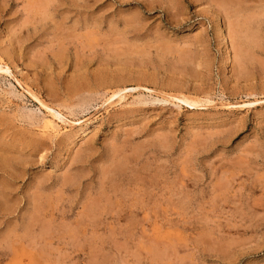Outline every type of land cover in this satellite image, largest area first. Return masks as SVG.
<instances>
[{
  "label": "rangeland",
  "instance_id": "obj_1",
  "mask_svg": "<svg viewBox=\"0 0 264 264\" xmlns=\"http://www.w3.org/2000/svg\"><path fill=\"white\" fill-rule=\"evenodd\" d=\"M0 69V264H264V0H0Z\"/></svg>",
  "mask_w": 264,
  "mask_h": 264
},
{
  "label": "bare ground",
  "instance_id": "obj_2",
  "mask_svg": "<svg viewBox=\"0 0 264 264\" xmlns=\"http://www.w3.org/2000/svg\"><path fill=\"white\" fill-rule=\"evenodd\" d=\"M43 8V7H42ZM3 65V64H2ZM7 68V67H6ZM5 68V69H6ZM2 69V68H1ZM0 69V70H1ZM4 69V70H5ZM7 70V69H6ZM2 71H3V69H2ZM4 72V71H3ZM136 89V88H135ZM123 95H124V93H123ZM126 95V94H125ZM113 97V99L114 98H116V97H120V98H122V94L120 93H116V94H114V96H112ZM125 97V96H124ZM123 99V98H122ZM179 101H181L182 103H186V104H188V105H190V106H195V105H197L195 102H193V101H191V100H189V99H186V98H179L178 99ZM177 100V101H178ZM120 102V101H119ZM198 103V102H197ZM55 114V113H54ZM56 116V115H55ZM59 116V115H58ZM59 118V117H58ZM57 129V128H56ZM57 132V131H56ZM145 181V180H144ZM39 222V221H38Z\"/></svg>",
  "mask_w": 264,
  "mask_h": 264
}]
</instances>
